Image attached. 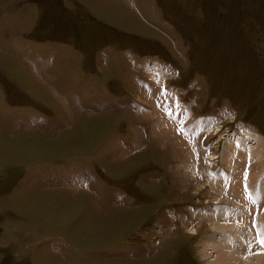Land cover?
<instances>
[{"label":"rangeland","instance_id":"rangeland-1","mask_svg":"<svg viewBox=\"0 0 264 264\" xmlns=\"http://www.w3.org/2000/svg\"><path fill=\"white\" fill-rule=\"evenodd\" d=\"M249 115L264 130V0H0V264H206L212 241L240 247L264 216ZM136 128L141 152L111 154ZM84 164L109 198L67 191Z\"/></svg>","mask_w":264,"mask_h":264},{"label":"crops","instance_id":"crops-1","mask_svg":"<svg viewBox=\"0 0 264 264\" xmlns=\"http://www.w3.org/2000/svg\"><path fill=\"white\" fill-rule=\"evenodd\" d=\"M8 26V25H7ZM52 39H56V37L55 36H53V38ZM96 75H98V74H96ZM103 79L105 78V77H102ZM112 83V82H111ZM106 84H108V86H111V84L110 83H108V82H106ZM108 89V88H107ZM106 92V91H105ZM112 92V91H111ZM110 94V93H109ZM101 96H103V94H101ZM159 102H160V100L158 99V101L156 102L157 104H159ZM148 113V112H147ZM147 113H145L144 115H146ZM154 114H152V113H149V114H147L145 117H149L148 118V120L150 119V116H153ZM31 116V115H30ZM116 118V117H115ZM136 125V124H135ZM139 125H142V124H139ZM136 126H138V125H136ZM141 127V126H140ZM157 127H159L157 124H155L154 126H152V125H150V135H149V137H150V139L151 138H154V139H156V140H160V139H162V135H160V133H164V132H166L167 131V128H168V126H167V128L166 127H164L163 125L161 126V128H166L165 130H161V129H159V128H157ZM142 128V127H141ZM159 131H161L160 133H159ZM177 134H182L181 132H178ZM164 135V134H163ZM159 136H160V138H159ZM138 139H139V137H138V130H137V128L135 129V131H134V134H133V136L131 137V138H129V137H126V136H122L121 138H120V146L118 147V145H119V142H117V145H115V144H113L112 145V150H111V154H113V152L114 151H117V153H119V152H123L122 151V148H123V146H129V150L127 151V153L126 152H124V153H126L125 155H130V154H135V153H138L139 151L141 152V150H142V148H141V146H139V148H136V146H137V141H138ZM118 141V140H117ZM164 143V142H163ZM167 143H168V141H167ZM133 148H136V149H133ZM119 149V150H118ZM131 156V155H130ZM87 159H90V158H87ZM81 173H79V175H77V174H74V173H69V172H67L68 173V175L65 177V178H68L69 179V181H66L65 182V186H66V188H67V191L70 193V194H74V196H77V195H79V194H84L85 196H89V197H91L92 198V196L95 194L96 196H97V194L95 193V190L96 191H98V192H101V195H102V197H110L111 195H109V194H106L105 193V189H103V188H101V187H99V184H97V186H98V188H94V186L92 185V183H91V181L88 179V175H87V165H83L81 168ZM222 172V171H221ZM71 180L73 181V180H79L80 182H81V186H79V187H77V188H74V187H72V186H69L68 185V183L69 182H71ZM212 182H213V185H214V187L216 186V187H218L219 189H220V191L222 192L223 191V193L224 192H226L228 189H230V184H229V188L228 189H226L227 188V180L226 179H223V177H222V175L221 174H219L217 177H215V178H212ZM220 181V183H218ZM74 183H77V182H74ZM100 183H102V184H105L107 187H112L111 189H121V188H119V186L118 185H112V184H106L107 182H106V180H101V182ZM226 189V190H225ZM214 192H215V190H214ZM217 193H219V192H217ZM120 195H123L125 198H126V194H125V191H122L121 190V192L119 193ZM219 195L222 197V195L219 193ZM123 199V197L122 198H118V200L120 201V200H122ZM230 203L231 204H233V201H232V199L230 198ZM216 212H215V214H217L218 216H219V218H223V217H225V216H230L231 217V219H233V216H235L236 214H235V211H231V207H228V206H224L223 207V210L222 209H217V210H215ZM214 215V214H213ZM230 221V220H229ZM25 233H29V234H31V231L29 230H27L26 229V231H25ZM36 235H38V234H36ZM203 244V243H202ZM29 251H28V245H27V243L25 244V255H27V253H28ZM121 252V251H120ZM117 255H121V254H117ZM118 257H120V256H118ZM25 264H32L31 262H30V260L29 259H27V257L25 256Z\"/></svg>","mask_w":264,"mask_h":264},{"label":"bare ground","instance_id":"bare-ground-1","mask_svg":"<svg viewBox=\"0 0 264 264\" xmlns=\"http://www.w3.org/2000/svg\"><path fill=\"white\" fill-rule=\"evenodd\" d=\"M227 139H228V141H234V142L237 141V138H235L232 135H230ZM242 141L247 144V147H251V146L255 145L256 149L264 148V144H263L264 142H263L261 136H257L256 140L254 138H252L251 136H246L244 138V140H242ZM213 155H215V154H213ZM215 160H217V158ZM240 181H241V179H240ZM261 190L262 189H260V191ZM244 214H246V213H244ZM263 217L264 216L261 215V218H260L261 225H260V223L257 222L258 225H256V226L251 228V225L249 224V232H247L246 236L240 235V237H238L239 236L238 234H235V233L233 234L234 235L233 238H235L236 241L238 239L237 242H238L240 247H238V245H235V246L234 245L228 246L227 244H225V246L222 245L221 242L225 241V240H222L223 238L215 240V241H212L211 243H213V244L209 245V246H211V247H209V251H207L204 254L205 256H207L209 258V261L206 264H242V263H245V262H246V264H264V224H263L264 220L263 221L261 220ZM214 227H216V226H214ZM253 229H255L257 232L254 233ZM256 236H258V241H260V243H258L259 244L258 248L254 249L255 252H253L254 250L253 251H248L247 249L241 247V245H245L246 246V245H248L249 242H253V241H251L252 237L254 238ZM208 240H209V238H208ZM226 241H228V240L226 239ZM234 244H237V243H234ZM217 249H219L221 251L218 254L216 253ZM240 255L241 256L244 255L243 258H241ZM240 258L242 259V261L238 260ZM236 260H238L239 262H237Z\"/></svg>","mask_w":264,"mask_h":264},{"label":"trees","instance_id":"trees-1","mask_svg":"<svg viewBox=\"0 0 264 264\" xmlns=\"http://www.w3.org/2000/svg\"><path fill=\"white\" fill-rule=\"evenodd\" d=\"M247 118L253 120L252 115H249ZM247 118H246V119H247ZM249 119H247V120L251 123V125H253V126L255 127V129H256L259 133H261V135L264 136V130L261 128V126L258 125L257 120H253V122H252V121H250ZM244 121L246 122L245 119H244Z\"/></svg>","mask_w":264,"mask_h":264},{"label":"built area","instance_id":"built-area-1","mask_svg":"<svg viewBox=\"0 0 264 264\" xmlns=\"http://www.w3.org/2000/svg\"><path fill=\"white\" fill-rule=\"evenodd\" d=\"M148 78H151V76L148 75ZM181 106H183V104L181 103Z\"/></svg>","mask_w":264,"mask_h":264}]
</instances>
